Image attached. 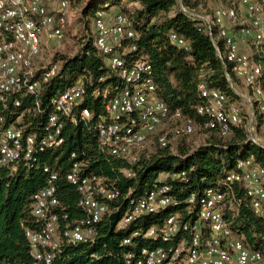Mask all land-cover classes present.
I'll return each instance as SVG.
<instances>
[{
  "label": "built area",
  "instance_id": "2783aa9c",
  "mask_svg": "<svg viewBox=\"0 0 264 264\" xmlns=\"http://www.w3.org/2000/svg\"><path fill=\"white\" fill-rule=\"evenodd\" d=\"M70 5L71 0H0V169L16 171L21 165H37L39 153L64 144L65 120L77 124L79 117L82 121L91 118L89 110L77 112L86 96L85 85L79 81L53 100V113L39 138L25 135L22 127L5 124V110L10 104L20 108L22 95L34 96L39 108V95L60 72V62L47 64L43 57L49 44L65 40ZM241 5L243 13L235 7H219L212 14L191 9L181 2L179 7L181 12L207 27L219 59L230 65L233 74L251 90L252 96L239 93L232 84L233 90L251 104L257 103L264 126L263 65L255 63L253 57L242 50L252 45L264 59V8L254 0H242ZM94 25L95 48L124 83L123 89L106 102V116L97 126L104 152L136 163L147 146L168 147L170 135L187 138L200 125L227 137L233 128L241 125L240 108L231 105L226 94L205 84L199 87L203 102L196 109L201 122L184 116L181 110L172 113L157 96L152 65L144 59L126 60V55L137 50L132 42L137 33L131 18L124 13L108 18L105 11L98 10ZM171 40L188 48L175 34ZM167 125H170L169 130L163 131ZM256 128L253 110L246 130L258 143L254 137ZM43 172L47 176V186L32 197L38 228L26 231L34 264H52L65 245L94 243L99 234L98 225L108 214L110 203L121 197V192L109 188L103 177L83 175L81 165L74 163L66 179L80 193L79 207L85 217L61 229L58 212L61 202L57 196L59 174L49 166H43ZM185 176L182 173L172 178ZM234 185L242 186L255 214L264 222V167L255 164L252 158L239 160L220 187L207 188L200 196L191 195L186 201L185 212H173L161 224L138 229L125 238L123 244L127 246L135 245L137 239L161 242L165 246H143L126 254L124 264H264V244L260 249L247 247L224 217L229 203L228 190ZM221 186L226 189L222 190ZM171 194L170 185H157L146 196L131 202L119 226L176 204ZM63 218L68 220V214Z\"/></svg>",
  "mask_w": 264,
  "mask_h": 264
},
{
  "label": "trees",
  "instance_id": "16d2710c",
  "mask_svg": "<svg viewBox=\"0 0 264 264\" xmlns=\"http://www.w3.org/2000/svg\"><path fill=\"white\" fill-rule=\"evenodd\" d=\"M203 1L208 2L180 0L191 9H199ZM254 1L264 8V0ZM216 2L223 8H239L235 0ZM178 4V0H92L83 13L86 16L95 15L98 10L119 7V13L127 14L137 33V38L132 41L137 50L126 55V60L144 59L149 62L153 67L158 98L168 105L172 113L181 110L184 116L201 122L202 118L196 110L203 102L200 85L217 89L226 94L230 102H236L240 96L231 85L236 88L242 81L233 74L230 65L219 59L207 27L180 9L177 11ZM129 5L137 7L133 11ZM208 8L205 5V12L212 14L219 7ZM173 34L183 39L188 48L175 44L171 40ZM94 39L95 36L80 44L74 55L57 54L54 57L53 62L61 63V70L39 95V108L34 96L22 95L20 108L10 104L4 112L6 125L22 127L25 135L39 138L53 113L52 103L56 96L82 81L86 96L77 112L89 110L91 118L82 121L79 117L77 124L65 120L62 130L64 144L55 150L39 153L37 165H21L16 171L0 169V264H34L26 231L38 228L32 197L47 186L43 166H49L59 174L57 196L61 202L58 208L61 229L85 217V212L79 207L80 193L66 179L74 163L81 165L83 175L101 176L109 188L121 192L119 200L110 203L108 214L99 223L95 242L65 245L52 264H124L126 254L143 246H165L161 242L151 243L144 239H137L135 245L127 246L123 241L138 229L145 230L161 224L173 212H185L186 201L191 195L200 196L207 188L220 187L227 174L235 170L239 160L252 158L255 164L264 167V146L250 138L246 130L249 121L233 128L227 137L206 129V143L190 152L181 150L177 154L170 144L166 148L154 145L150 153H142L136 163L104 152L97 126L106 116V102L123 89L124 83L107 66L106 58L94 46ZM262 82L264 86V68ZM105 91H108L106 96ZM19 117L22 119L17 122ZM260 124L263 125L261 114L257 128ZM182 173L186 176L172 178ZM161 174L167 177L160 180ZM163 184L172 187L171 195L176 204L157 214L144 215L129 225L119 226L132 201L139 200L157 185ZM221 189L226 188L221 186ZM228 192L230 201L228 199L224 217L247 247L260 249L264 244L263 220L255 214L241 185H234ZM65 214H68V220L63 218Z\"/></svg>",
  "mask_w": 264,
  "mask_h": 264
},
{
  "label": "rangeland",
  "instance_id": "374dc122",
  "mask_svg": "<svg viewBox=\"0 0 264 264\" xmlns=\"http://www.w3.org/2000/svg\"><path fill=\"white\" fill-rule=\"evenodd\" d=\"M92 0H71V5L69 8V14H68V27L65 34V40L61 43L57 44H49V47L45 53V56L43 57V61L45 63L53 62L54 57L57 54H67V55H74L78 52L80 49V44L87 41L89 38L95 36V15L90 14L86 16L84 12V8L91 2ZM242 0H235V3L237 6H239V9L241 10V13L244 12V7L241 5ZM178 3H180V0H178ZM180 4L177 5V11L180 9ZM202 6L196 10H202L205 11V5L208 6L209 10H213L217 7H221V4H217L216 0H208L207 3L205 1L202 2ZM245 52L249 54L251 57H253V61L255 63L261 62V65H263L264 68V59L259 57L256 49L252 45H246ZM264 88V86H263ZM236 89L239 93L252 96L251 90L243 83L239 82V85L236 86ZM231 100H229L230 102ZM254 101V100H253ZM234 103L236 106H238L242 113V124L245 125L250 120V116L252 114V111L254 110L257 114V123L259 121L260 114L257 112L256 102L254 101L253 104L248 101L247 98L239 97L236 102H230ZM22 119V118H21ZM21 119L17 120V122H20ZM199 123V122H197ZM262 124V122H261ZM260 124V125H261ZM247 125V124H246ZM170 125H167L163 131L169 130ZM206 134L207 131L204 127L198 126V129L195 131V133L187 138H175L172 135L169 136V144L171 146V149L174 153H179L181 150L185 151H193L199 146L206 143ZM255 139H257L263 146H264V126L261 125L259 128H256V132L254 133ZM154 145L147 146L143 153H150V151L153 149ZM167 176L164 174H161L159 179L164 180Z\"/></svg>",
  "mask_w": 264,
  "mask_h": 264
},
{
  "label": "crops",
  "instance_id": "0c3cea01",
  "mask_svg": "<svg viewBox=\"0 0 264 264\" xmlns=\"http://www.w3.org/2000/svg\"><path fill=\"white\" fill-rule=\"evenodd\" d=\"M131 10H135L136 9V5H129L128 6ZM120 12V8L119 7H110L107 11H105V14L107 15L108 18H112L114 17L116 14H118ZM243 51L245 50V47L242 48Z\"/></svg>",
  "mask_w": 264,
  "mask_h": 264
}]
</instances>
